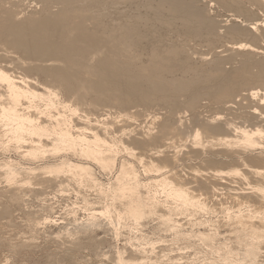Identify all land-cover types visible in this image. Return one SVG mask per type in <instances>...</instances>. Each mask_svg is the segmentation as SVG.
<instances>
[{"label":"rangeland","instance_id":"rangeland-1","mask_svg":"<svg viewBox=\"0 0 264 264\" xmlns=\"http://www.w3.org/2000/svg\"><path fill=\"white\" fill-rule=\"evenodd\" d=\"M160 1L2 0L0 67L6 68L16 79L25 76L23 78L30 79L39 90H42L44 85L55 87L59 98L65 102L74 103L81 100L80 107L90 112L92 118L98 115L100 119L111 121L109 132L125 137L124 142L133 149L136 156H156L158 148L172 154L175 144L178 145L176 169H180L179 174L193 184L198 183L200 188H196L206 192V201L210 205L214 204V208L208 212L177 215L176 219L181 224L180 231L185 233L191 229L205 230L203 226L199 228L193 223L210 219L215 224L214 228H218L220 241L225 237L232 240V226L224 217L228 210L225 207H231L233 204L228 195L251 191L246 180L253 183L260 180V175L250 170L259 168L264 171V153L260 149L247 152L239 149L231 151L217 143L209 145L208 148L205 146L206 148L194 150L187 135L199 129L200 132L203 131L205 140H210L211 136L224 137L226 132L210 129L208 126L223 127L228 118L235 114L237 120L242 122L243 117L248 114L249 109L240 108V104L246 105L244 102L250 100V92L262 88L264 84V2ZM192 1L194 2L191 3ZM80 7L85 8L87 17L83 18L72 12L67 15L68 10ZM251 21L257 22L258 28H251V25L254 26L252 23H255ZM221 25L223 27H220ZM118 33L128 37L123 35V38H126L123 40L121 37L122 40H118ZM68 36L73 37L77 44L89 45V48H81L78 55L74 56V64L67 62L62 54L64 49L59 51L67 44ZM109 38L112 40H108ZM19 39L20 43H17ZM122 42L125 46H119L124 45ZM240 42L247 43L249 48L241 49ZM96 44L100 49L95 51ZM103 60H111L113 64H102ZM149 73L159 76L158 79L179 80L187 85H173L161 94L158 93L161 90H156L150 80H143ZM127 78L132 80L128 81ZM130 82H135V90L130 86ZM80 95L82 99L79 98ZM75 96L77 97L74 98ZM243 96L247 98L243 99ZM120 99L123 102H120ZM223 101L231 106H228L230 110ZM79 112V115L73 117V124L82 126L86 121L82 111ZM240 112L243 113L242 117ZM162 121L173 125L181 121V127L175 131V143L172 139L162 141L163 134L157 129V124ZM100 125L99 123L98 127ZM204 133L208 135L205 136ZM154 134L160 140L155 138V141ZM179 137L180 141H177L176 138ZM141 139H144V142H140ZM4 143L13 146L8 141ZM11 146H8L9 149H3L4 151L0 148V163L7 157V160H14V163H20L16 164L20 166L32 163L21 158L22 148L18 150L10 148ZM224 148L230 152L227 153ZM196 151L198 155L195 154ZM123 155L132 161L135 160L136 168L141 177H144V171L136 159L133 160L123 152L119 153V158ZM146 157L144 160L148 161ZM156 158L153 157V160ZM47 159L55 158L48 156ZM37 162L40 163L36 161L35 164H38ZM244 162L247 166L243 165ZM234 167L246 174L247 179L242 180L236 175L226 174L235 169ZM94 168L102 180L108 178V175L97 167ZM216 170L223 171L222 175L214 176L213 171ZM36 174H30L29 177L32 178L16 175L21 179L15 177L18 181L14 182L13 179V184L11 180L5 179L3 170L0 171V264H195L202 260L204 246L193 239L173 241L172 232L161 223L157 215L147 216L139 224L128 223L117 229L107 216L97 214L98 223L86 226L90 213L95 210L97 212L102 207L103 201L97 193L85 188L77 192L76 188L73 190V183L63 189L60 185L66 183L63 176L55 178L44 173ZM111 175L113 176V173ZM212 183L222 184L223 187H220L224 189L213 194L210 188ZM205 184L207 185L204 187ZM84 201L90 203V208L86 207ZM248 202L256 206L260 204L254 197L249 198ZM119 250L123 252L125 260L134 258L137 262H117L116 252ZM238 251V261L234 264H246L242 260V248ZM260 254L256 264H264V256ZM141 259L143 261L139 263Z\"/></svg>","mask_w":264,"mask_h":264},{"label":"bare ground","instance_id":"bare-ground-1","mask_svg":"<svg viewBox=\"0 0 264 264\" xmlns=\"http://www.w3.org/2000/svg\"><path fill=\"white\" fill-rule=\"evenodd\" d=\"M0 1H2V0H0ZM62 1H68V0H62ZM253 1L255 2V0H253ZM259 1L264 2V0H259ZM193 2L194 1H192L191 3H193ZM223 2H224V0H223ZM189 4L190 3H188V5ZM177 5L179 6V4H177ZM263 5H264V3H263ZM180 7H181V4H180ZM185 7L187 8V6H185ZM182 9H178V10H182ZM69 12H72L73 14H77L80 17L81 16L87 17V15L85 14V8H82V7L73 8L71 11L68 10L67 15L71 14ZM193 13H195V11ZM200 15H202V14H200ZM200 15H197V16H200ZM256 21L259 24V21L258 20H256ZM251 22H255V21H251ZM257 22L252 23L254 26L252 27V25H251V28H254V29L258 28L259 25L257 24ZM250 23H249V26H250ZM263 23H264V21H263ZM30 24H32V23L30 22ZM220 27H223V26L221 25ZM236 28H234V29H236ZM40 29L43 30L42 28H40ZM251 30H253V29H251ZM243 31H244V28H243ZM246 31H248V30H246ZM261 32H263V31H261ZM120 33H121V31H120ZM102 34H104V33L102 32ZM118 35H119V33H118ZM123 35L121 36V34H120L119 35L120 39H118V40H122L121 37L123 38ZM124 36H126V35H124ZM117 37H116V39H117ZM126 37H128V36H126ZM19 38H21V37H19ZM66 38H67L66 39L67 44H65V47L62 46L59 49V51L62 52V50L64 49L65 51H63L62 54L65 55V57H66L65 59L67 60V62L73 63V61L76 60V57L74 58V56L78 55V51L81 50V48H82V50L89 48L88 47L89 45H87V44L80 45L79 43H78L79 44L78 45L75 42L74 38L71 36H68ZM125 38H123V40ZM136 38H138V37H136ZM112 39H114V38L112 37ZM97 40H98V38H97ZM108 40H110V38ZM118 40H116V41L118 42ZM263 40H264V38H263ZM19 41H20V39L17 41V43H20ZM21 41H23V40H21ZM125 42H126V40H125ZM128 43H129V41H128ZM242 43L240 42L241 49H242V47L249 48V45L247 46V43L244 42L246 45L242 44ZM127 45H126V47H128ZM119 46H125V44L124 45L119 44ZM94 47H95V51L100 49V47L98 45L94 46ZM237 47H238V45H237ZM250 48H252V47H250ZM126 50H127V48H126ZM97 53L98 52H96V54ZM100 57H102V56H100ZM201 58H202V56H201ZM112 62L113 61H111V60H103L102 64H105V65L106 64H113ZM162 62H164V61H162ZM259 63H260V60H259ZM262 63H264V62H262ZM88 64L90 65V63H88ZM258 65H260V64H258ZM262 70H264V68H262ZM11 74L9 73V71L6 68H4L2 66L0 67V86H1V89H0V148L3 150V149H7L8 146H11V145H8V143H6V144L4 143V141H8L9 144L11 143L13 145L10 148H15V149L22 148V149H20L21 150L20 151L21 158L23 157L25 159H28L30 162L32 161L33 164L31 163L29 165L27 164V166H25V165L20 166V165H16V164H20V163L15 164L14 160L13 161L10 159L7 160L8 157H7V159L4 158L5 160L0 163V168L3 170V174L6 177V178L4 177L5 179L11 180V181L14 179L13 181L16 182V181H18V180H15L16 178L21 179V177H16V175H21V176L24 175L23 177H29L30 174H31V176H33L32 175L33 173L36 174V172H39V173H44L46 175L48 174V176H53L55 178L59 177V176H63L65 178V181H66V183L60 184L61 188H63V189H64V186H67L69 184L71 185V183H73V185H74L73 190H74V188H76L77 190L76 189L75 190L77 192H81V190L84 188L85 189H92L95 193H97L96 195L99 196V198L103 202H102L101 209L100 210L98 209L99 211H97V212H95L96 210L92 211V208H91V211H92L90 213L91 216L89 215L90 217H88L86 226L95 225L98 223V219L96 216L97 214L107 216L108 219L110 220V223L113 226H115L117 229L119 227H124L128 223L139 224L145 217L151 216V215H157L159 220L161 221V223L165 227H167L170 232H172V238L171 239L173 241H176L178 239H185V240H192L193 239L194 241L197 240L198 242H200L204 246V251H203L204 253H203V255L201 254L203 256V258L201 261H198L195 264H234L238 261L237 255L239 252L238 250L240 248H242V250H243V252L241 253L243 255L242 260L246 264H256L257 257L259 256L260 253H262L264 256V171L263 170H260L259 168L257 170H255V169L250 170L251 172L256 173V175H260V180L255 181L254 183L246 180L247 175L244 174L238 168L234 167L235 169H231L229 172L226 173V174L236 175L239 178H241L242 180H246V183L249 185V187L251 189L250 192H247V191L242 192L241 191L238 193H234V195H228L232 199L233 204H232V206L230 205L231 207H228V206L225 207L226 209H228L227 211L224 208H222L226 211L224 217H225L227 223L231 224V226H232V229L230 231L233 235L231 237L232 240L230 239V237H227V238L225 237V239L220 241L218 238V235L220 234L218 232V228H214L215 224L210 219L199 220L196 223H193V225H197L199 228H201L200 226H203L202 228H204L205 230L197 229L196 231H194L193 229H191L190 231L183 233L180 231L181 230V228H180L181 224L178 221V219H176L177 215L187 214V213L194 214L195 212H202V211L208 212L214 208L213 207L214 204L210 205L209 202L206 201L207 199L204 196L206 192L204 193V191L202 192V190H199L200 186L197 185L198 184L197 182H196L197 184H195V182L193 181L194 182V184H193L190 181L183 178V176H181L179 174L180 169L179 170L176 169V168H178V166H176V163L178 161L177 160V152H179L178 145L176 146V144H175L174 150H172V154H170L168 152L166 153L167 150H164L162 148L161 149L158 148L156 150V153H157L156 156H151V155L147 154L148 155L147 157L149 160L145 161L144 157H146V156H143V155L136 156L135 152H133V149L130 148L124 142L126 139L125 137L122 138V136L120 137L118 134L116 135V134H113L112 132H109V130H110L109 125L112 124L111 121L100 119L99 117H97L98 115L96 117L92 118L90 112L82 109L80 107L81 104L79 105V101H81V100H79V101L76 100L77 102H74V103H73V101L72 102H69V101L65 102L59 98L60 97L59 92L55 87H53V86L48 87V85H46V86L44 85V87H42V90H39L36 84L34 85L33 83H31L30 79L28 80L27 78H23L25 76L19 77V79L18 78L16 79L15 76H12ZM263 75H264V73H263ZM146 77L147 78H145L143 80H147V79H148L147 81L150 80V82L153 83L152 86H154V88L156 90H161V92H158L161 94L163 93L162 91H165L168 88L173 87V85L174 86L179 85V86H185V87L187 85V84H184L185 82L182 83L179 80L178 81L177 80H170V79L168 80V78H167V80H162V78L158 79L159 76H155V75L153 76V74H150V73L148 75H146ZM258 78H260V77H258ZM171 79H173V78H171ZM130 80H132V79H130ZM130 80L128 79V81H130ZM260 82H262V81H260ZM133 83H135V82H132V84L130 82V86L132 88H134V90H135L136 87L134 86ZM179 86H177V88ZM177 90H179V89H177ZM145 94H146V92H145ZM240 95H241V93H240ZM240 95H238V96H240ZM249 96H250V100L247 99L248 101L245 100V102H244L246 105H243V103L240 104V106H241L240 108H246V109L248 108L249 109L248 110L249 112L247 111L248 114H246L245 117H243L242 122L241 121L239 122L237 120L238 117L236 116V114L234 116L231 115L232 117L228 118L226 123L223 122L225 124V125L223 124L224 125L223 127L218 126V125L216 127L214 125L208 126V123H209L208 122L207 126L210 129H218L219 131L223 130V133L226 132L224 134V137L214 138L211 136L210 140H205L204 135L202 133L203 131L200 132L199 129H195L192 132V134L187 135L188 137H190V141L193 145L192 148L194 150L199 149L200 147L203 148L205 146H207V148H208L209 145H215V143H217V144H220V145H222V146H224L230 150L231 149H233V150L239 149V150H243V151L247 152L248 150L253 151L254 149H260L262 151V153H264V125H263L264 124V84H263L262 88L256 89L255 91L254 90L251 91ZM76 97L77 96H75L74 98H76ZM171 97H173V96H171ZM79 98H81V95ZM242 98L246 99L247 97L243 96ZM121 99H120V102L124 98L122 100ZM168 99H169V97H168ZM169 100H171V99H169ZM225 102L223 101L222 103L226 104ZM231 102H229V103L231 104ZM194 103H196V102H194ZM186 104H188V103H186ZM192 104L190 106H192ZM232 105H233V103H232ZM225 106L228 108V106H230V105L226 104ZM228 109L230 110V108H228ZM238 110H239V108H238ZM79 111H82V115H83V117H85V121L87 122V123L85 122V124L82 126H78L79 124H77V125L73 124V117L76 115H79L78 114V113H80ZM193 112H195V111H193ZM91 113H92V111H91ZM241 114H243V113L240 112V115ZM127 115L128 114H125V116H127ZM80 116H81V114H80ZM130 116L128 115V117H130ZM168 116H171V115H168ZM241 117H242V115H241ZM239 118H240V116H239ZM82 119H84V118H82ZM90 121H94V123H92ZM175 121H176V119H175ZM205 122H207V121H205ZM99 123L101 125L98 127ZM130 124H131V122H130ZM158 124H157L158 132L163 134L161 136L162 141H164V139L165 140L172 139L173 140L172 142L175 143L174 142V139H175L174 136L176 135L175 131H178L179 126L181 124V121H179V124H177V125H173L171 123L169 124L166 121H162L159 125ZM210 124H212V123H210ZM207 126L205 125V127H207ZM209 128H208V130H209ZM204 130H206V128ZM208 130H207V132H209ZM206 134H205V136H206ZM168 135H170V136H168ZM152 136H153V134H152ZM157 136H159V135L157 134ZM178 136H180V135H177V137ZM149 137H151V136H149ZM172 137H174V138H172ZM3 138H7V139L3 140ZM155 138H157V140H160L154 134L153 139H155ZM146 139H147V136H146ZM176 139L178 141L180 139V137L176 138ZM143 140L144 139H141V141L140 140L139 141L142 142ZM149 140H150V138H149ZM155 141H156V139H155ZM205 142H206V144H204ZM147 144H149V143H147ZM153 144H155V143H153ZM167 146H169V145H167ZM154 149H152V150H154ZM193 149H192V151H193ZM211 149H213V147ZM227 149H225L227 151V153L230 152ZM225 150H223V151H225ZM120 152H123L124 154L126 153L132 159L133 158L136 159L137 163L140 164V167H142V169L144 171V177H141L142 175L140 174V171L136 168V165L134 164L135 160L133 159L134 161H132L131 159L125 157V155H123V157L120 156V158H119ZM18 153H19V151H18ZM150 153H152V151ZM196 153H197V151L195 152V154ZM250 153H252V152H250ZM191 155H193V152ZM196 155H198V153ZM48 156H49V158L54 157L55 159L54 160L47 159ZM256 156H258V155H256ZM153 157H157L156 160H153ZM195 157L197 158L198 156H195ZM262 158L264 160V157H262ZM202 160H204V159L202 158ZM36 161H40V163L37 162L38 164H35ZM245 163L246 162H244L243 165L247 166V164H245ZM94 167H97L104 174L108 175V178L105 181L102 180L101 177H99L97 175V173L95 172ZM1 169H0V171H2ZM213 172H214L213 173L214 176L222 175V173H223V171H218V170L213 171ZM112 173H113V176L111 175ZM193 173H195V172H193ZM110 175L112 177H110ZM31 176L29 178H32ZM194 177L196 178V175ZM22 179H25V178H22ZM195 180H197V179H195ZM19 181L21 182V180H19ZM209 181L211 182V180H209ZM14 182H13V184H14ZM201 182H203V181L201 180ZM28 183H29V181H28ZM203 183H205V182H203ZM206 185L207 184H205L203 186L205 187ZM196 186L197 187L199 186V188H196ZM220 186H222V184L220 185L219 183H216V184H213L212 187H210L211 190L213 191V194L219 190L224 189V188H221ZM210 188H209V190H210ZM239 189L240 188H238V190ZM245 190H247V189H244V191ZM251 196H253L258 202H260V204H258L257 206L254 205L253 203L249 204L250 202H248V199L253 198ZM249 201H251V200H249ZM84 203H85L87 208H90V203L88 201H86V202L84 201ZM234 206H236V207L234 208ZM221 207H220V209H221ZM244 207H246V208H244ZM211 221H212V223H210ZM206 227H208V228H206ZM116 260H117V262H135L136 261V260H134V258H130V259L125 260V258L123 256V252L120 250L116 252ZM142 261L143 260L141 259L139 261V263H141Z\"/></svg>","mask_w":264,"mask_h":264}]
</instances>
